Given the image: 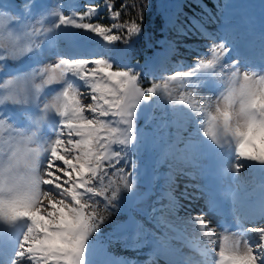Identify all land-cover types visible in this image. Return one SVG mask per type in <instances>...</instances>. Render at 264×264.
Listing matches in <instances>:
<instances>
[{"label":"rangeland","instance_id":"374dc122","mask_svg":"<svg viewBox=\"0 0 264 264\" xmlns=\"http://www.w3.org/2000/svg\"><path fill=\"white\" fill-rule=\"evenodd\" d=\"M55 1L25 0L24 6L28 7L27 9L29 10H24V15L20 17L21 23L19 22V27L16 26L17 18L14 15L15 20H11L13 22H10L9 28L0 31V50L2 49L0 54L3 51L4 53L6 52V55H0V88L4 96L7 97L5 100L23 107V110L30 106L34 108V105H36L39 111L42 110L41 114L44 122L47 121V117L58 115L54 110L47 109V105L55 101L65 88L84 89L85 87L84 82L78 78L72 81L73 84L68 83L69 81L66 79L51 85L43 83L42 75L46 69L50 70V66H54L62 58L69 59L60 48V39L54 34L56 29L54 25L56 23L52 18L56 12ZM183 1H153V7L150 11L152 13L151 23L155 21V23L161 22L163 24L161 31L163 32V37L158 40L155 38L159 36V32H155V25L150 27V23L141 30L138 36H133L128 42L124 40L127 35L126 30L119 26L118 28L122 29L123 38L117 42L109 44L102 37L94 36V34L91 36L83 31L81 32L83 36L101 40L95 41L93 44L88 43L89 41L87 40H82L85 43L82 41L75 42L82 52L70 59L104 57L109 59L115 67L136 70L140 74L139 83L141 87L146 82L148 87L154 84L160 85L156 94L146 93V96H151L149 102L142 101L136 108V116L131 132L135 138L133 142L128 145H120L121 150L118 146L119 160L122 159L124 164H118L116 168H122L125 172L124 174H115V170H111L113 175L110 179L114 184L118 182L121 187L119 197L114 202V206H109L101 198L88 197V199L97 203L98 211L105 219L99 229L89 237L86 246L85 264H105L106 262L109 264V262H114V258L118 259V262H114V264H125L127 259L130 260L131 264H139V261L147 262L148 260V264H158L157 260L162 262L159 257H157L158 259L149 257L146 250L142 252V255H139L138 251L140 250H133L140 247V242L145 241L147 236L154 240L158 239L162 249L166 248L162 251L164 255H161V257L173 255L176 257H173V259L177 262L187 264H218L219 248L226 235L240 240L248 237L249 240L255 241L254 233L249 237L246 230H238L239 224H231V220L229 222L223 219L226 215L219 209L226 207L224 196L221 192L218 194L210 192L209 185H212V183L205 168H212L218 171L213 175L216 182L215 186H220L218 190L225 192L227 196L230 195V191L234 187L235 200L238 202L242 201L238 205L235 203L229 204L227 201L226 208L228 209L230 205L234 207L240 206L242 207V212L244 211L250 215L249 219L254 220L257 227H264V189L257 186L255 182V178L259 174L264 173V164L239 159L235 153L234 140H223L217 144L203 135L210 127L207 119L210 106L214 107L217 102L222 103L224 96L227 95L233 66L238 68L241 76L243 72L248 71H245L237 64H232V60L237 59L232 55L231 50L226 56L222 57L214 70L196 71L198 67L197 60L210 59V47L218 46L217 39L221 40L223 35L226 36L228 32L233 31H237L245 37L241 39L235 38V41L231 43L224 39L221 42H224L229 49H232L231 45L233 46L234 43L239 42L240 45L236 46L237 51H243L248 55L258 57L254 62L263 63L264 67V48H260L257 45L259 34H255L256 31L253 29L258 26L256 24L258 19L261 20L264 26V0H223L222 6H216V8L218 7L216 12L202 10L195 18L196 21L201 23L200 26H203L206 31L212 34H214L215 31L213 32V30L215 29H217V32H220L219 30L222 31L216 40L209 39V37L207 39L204 38L206 39L204 46L196 44L204 42V39L197 38L193 30H196L200 36H204V30L198 28L199 24L195 20H192L194 23L182 26L181 18L183 15L179 10V6L182 5ZM69 2L71 3L72 0H66L67 4ZM185 2L190 3L191 0H185ZM195 2L197 3V0ZM244 12L246 14H243ZM0 14L10 17L8 13L2 12ZM235 14H238L237 16L242 15L241 18H238L239 22L236 25L241 26L244 22L247 24L248 21L251 22L249 24L251 25L249 35L248 30L245 32L238 26L239 29H229L236 26L232 23V17H235ZM248 14H253V17ZM176 17L180 19L178 23H175ZM67 27H63L66 28L64 33H62L63 35L70 34L67 31ZM76 34L79 33L74 32V35ZM144 34L146 35L145 40H141ZM261 35L264 37V33ZM63 40L68 41L70 38H63ZM154 44H157L158 48L154 47ZM249 46L254 50H258V53L255 51L250 53L248 50ZM147 48L151 51L152 57L150 59L154 60V66H157L161 60L168 61L164 71L152 70V64L148 65V67L143 66L141 62H135L138 64L137 67L131 64L135 56L140 61L147 58L148 54L145 53ZM174 48L177 54L181 56L173 57ZM127 53L129 55L125 58ZM193 54L196 55L190 56ZM182 55L190 57L182 59L180 58L184 57ZM25 62H31L34 65L29 69L25 67L21 70L18 69L21 77H14L6 72L8 63L17 65L16 67L19 68ZM151 71L158 73L159 76H153ZM176 72H192L193 75L183 81H169L168 78ZM9 81H12V83H9ZM165 82L169 86L167 93L163 90ZM37 85H40V87L37 88ZM1 99L3 98L0 96ZM181 100L184 103H180ZM84 102L89 103L90 101L86 99ZM39 111L27 110L25 115L32 117L34 121L42 122ZM147 114L154 120V122H151V126H145V123L149 120V117L146 118ZM142 119L144 121L140 129L138 128V123ZM0 120L6 124V128L0 135L8 137L7 126H9L18 134L17 139L22 148L40 149L41 167H43L48 158L47 147L54 140L49 144L48 142L52 137L56 138L55 134L43 132L34 141L33 139L31 140L32 135L25 129L14 128L4 118L0 117ZM109 120L114 123V126L121 128L125 132L127 131L126 126L113 121L112 118H109ZM163 125L164 127L162 128ZM46 128L49 129L48 127ZM171 132L177 135L181 143L177 151L170 147L169 144V140L175 139V135H170ZM12 135L15 134L13 133ZM148 135H151L152 138L148 139ZM150 143L153 145V149L156 148L158 151L149 158V165L144 163L143 167L145 170L148 168L152 170L151 176L145 177L150 184L152 192L150 191L149 196L141 197L138 200L137 197L134 198L135 194L139 193L146 196V190L143 188L142 179L136 180L137 182L135 183L129 181L134 178L135 172L134 170L132 171L131 166L127 168V164L132 157L135 156L137 158L136 155L144 156L145 148L148 145L150 146ZM201 149L210 150L211 155L205 157ZM126 157L128 158L126 159ZM158 160H161V162L159 163ZM216 164L220 167L218 168ZM129 165H136V163L129 162ZM142 165L143 163L138 164L134 169L141 168ZM237 165H239L238 171L236 170ZM170 172L173 178L171 181L172 189L169 190L170 195L164 197L167 194L166 189L162 188L166 192L164 194L159 193L160 189L157 191L156 189L157 186H170ZM159 173L165 176L162 181L159 180ZM125 177L131 185V191L123 187ZM105 183H107V180ZM96 187L101 188L102 184L98 182ZM164 198L167 199L165 202ZM44 203L46 204L47 201H44ZM104 208L109 210L105 211ZM251 209L254 210V213L249 214ZM201 217H203L204 224L199 223ZM228 222L232 228L231 230H228L229 228L225 229V231H228L226 234L224 228H226ZM19 223L21 222L17 224ZM246 223L252 225L251 222L247 221ZM205 224L212 229L207 234H205ZM250 224L245 226L248 227ZM124 229L129 230L124 231ZM6 231L7 234H12L13 232L11 227L0 223V236L2 238L5 237ZM19 242L15 244L17 245L16 251ZM12 248L13 246L11 250ZM14 257L15 254L12 260Z\"/></svg>","mask_w":264,"mask_h":264},{"label":"snow or ice","instance_id":"6c2138e0","mask_svg":"<svg viewBox=\"0 0 264 264\" xmlns=\"http://www.w3.org/2000/svg\"><path fill=\"white\" fill-rule=\"evenodd\" d=\"M105 7L109 18L118 21L122 13L136 6L121 3L116 8L107 3ZM86 9L80 13L79 22L74 16L60 14L54 27L82 29L102 37L109 44L122 39L113 32L118 28L116 23L84 22L98 13L99 5L86 6ZM11 23L0 14V31L9 28ZM119 27L126 30L125 42L141 32V23L135 19ZM230 50L224 42L211 46V58L198 60L196 71L214 70ZM238 63L235 60L232 64ZM191 75L192 72H176L168 80L183 81ZM69 76L83 81L85 87L65 88L55 102L47 106L62 117V123L55 140L47 147L48 158L43 167L40 149H21L18 134L9 126V136L0 135V223L14 227L18 222H26L11 264H85L89 237L105 219L97 203L88 197L101 198L114 206L121 187L110 179L111 170H115V174H124L125 170L116 168L120 153L113 151V145L133 142L135 138L131 132L136 108L142 101H150L151 96L146 93L156 94L160 87L154 84L142 88L136 70L115 67L104 57L62 58L44 71L42 79L44 84L51 85ZM168 88L165 82L164 92L167 93ZM86 99L90 102L85 103ZM109 118L126 126L127 131L114 126ZM207 119L210 127L203 133L205 137L217 144L234 140L239 159L264 164V75L243 72L241 76L233 66L227 95L222 103L210 106ZM5 128V122L0 120V133ZM22 167L27 169L24 175L18 171ZM98 182L101 188L96 187ZM123 187L131 191L126 177ZM199 223L204 224L203 217ZM211 230L205 224V234ZM246 231L255 234V242L248 237L240 240L224 236L218 264H264V227H250Z\"/></svg>","mask_w":264,"mask_h":264},{"label":"bare ground","instance_id":"6f19581e","mask_svg":"<svg viewBox=\"0 0 264 264\" xmlns=\"http://www.w3.org/2000/svg\"><path fill=\"white\" fill-rule=\"evenodd\" d=\"M1 51H2V49L0 50V53H1ZM2 54H4V51H3ZM175 54H177L176 51H175ZM7 67L9 68V67H12V66L11 65H7ZM4 103L5 102H1L0 103V107H1V104L3 105ZM32 109L34 110V108L31 106L30 107V110H32ZM19 111L21 113L20 120H23V122H25L27 124V128H28L27 131L31 132L33 134V137L35 138L37 132L39 131V123H34L30 118L25 117V115H24L25 110H23V108H20ZM60 120H61V117L60 116H57V117L53 118L50 121V125L47 126L49 128V130L51 131L54 128H56L58 126V123L60 122ZM159 193L164 194L166 192L164 190L160 189ZM167 195L168 196L170 195V192L169 191L167 192ZM247 221L252 223L251 226L257 227V224L254 223V220L248 218ZM229 222H228V225L226 226V228H224V232L226 234L228 232H226L225 229L229 228L228 227L229 225L232 228L231 224H233V223L230 224ZM25 225H26V222H23L22 221L21 223L16 224L14 226V228L11 227V230L13 231V232L11 231L12 232V237H9V235H11V233L7 234V231L5 232L6 234H5V237H4L3 246H2V248L0 250V261H2L5 258L4 264L5 263L6 264H11L12 257L14 255V253L12 254V252H11V247L19 242V240L21 238V235L24 233V231L26 229ZM239 225H240V227H238V230L242 229L241 228V224H239ZM231 228L228 229V230H231ZM247 234H249V232H247ZM134 237H135V235H134ZM253 242H255V241H253ZM127 245H128V243H127ZM133 250H135V251L136 250L137 251L140 250V251H138L139 252V255H142V252H144L146 250L148 252L149 257H151V254H154V259H158L157 257H159L162 260V264H187V263H183V262H179V261L177 262L175 259H173V257H175L173 255H169L168 257H164V258L161 257V255H164L162 253V251H164V250L160 246V241L158 239H155V240L154 239H151L148 236L145 238V241H141L140 242V247L134 248ZM148 261L147 262L146 261L145 262L139 261V264L140 263H142V264H148L149 263Z\"/></svg>","mask_w":264,"mask_h":264},{"label":"trees","instance_id":"16d2710c","mask_svg":"<svg viewBox=\"0 0 264 264\" xmlns=\"http://www.w3.org/2000/svg\"><path fill=\"white\" fill-rule=\"evenodd\" d=\"M153 1L154 0H97L96 5L100 6V10L95 16H93V18L90 21L86 18L84 22H91V23L100 22L101 24H105V25H112L113 23H116L117 25H120V24H123V22L125 21H130L132 19H135L137 20V22L141 23V30H142L145 27H147L148 24L151 23L152 13H150V11L152 10V7H153ZM218 1L220 0H197V3L201 4L200 6L210 8L215 2H218ZM107 3L113 4L116 8H119L121 3H127L130 6L135 5L136 7L134 9L130 8L127 12L122 13L118 21L111 22V19L109 18V15H108V9L104 7ZM142 5L144 7L142 8V21H141L140 13H141ZM102 7H104L105 11L104 9H102ZM189 7H191L192 10H195V7L199 9L197 6H193L190 4H189ZM27 8L28 7H25V11L29 10ZM101 17H103V19H101ZM82 31L91 36L93 34L91 32H87V31H84L82 29H77V28H73L72 34H74V32L81 34ZM113 32L114 34H118L123 38L122 29H119V28L113 29ZM145 36H146L145 34L142 35L143 38H141V40H144ZM138 60L139 59H137V56H135L132 61L138 62ZM151 138L152 136L148 135V139H151Z\"/></svg>","mask_w":264,"mask_h":264},{"label":"clouds","instance_id":"9594fccd","mask_svg":"<svg viewBox=\"0 0 264 264\" xmlns=\"http://www.w3.org/2000/svg\"><path fill=\"white\" fill-rule=\"evenodd\" d=\"M4 18H5V20H6L8 23H10L11 20L13 19V18L9 17L8 15H4ZM29 51H30V49H29ZM59 82H61V81H57V83H59ZM54 102H55V101L50 102L47 106H50V105L53 104ZM49 110H52V109L49 108ZM19 146H20L21 149L24 148V147L22 148L21 145H19ZM30 149H35V148H30ZM18 171H19L20 175H24V174L27 172V169L22 167V168L19 169Z\"/></svg>","mask_w":264,"mask_h":264},{"label":"water","instance_id":"95a60500","mask_svg":"<svg viewBox=\"0 0 264 264\" xmlns=\"http://www.w3.org/2000/svg\"><path fill=\"white\" fill-rule=\"evenodd\" d=\"M0 245H1V239H0Z\"/></svg>","mask_w":264,"mask_h":264}]
</instances>
